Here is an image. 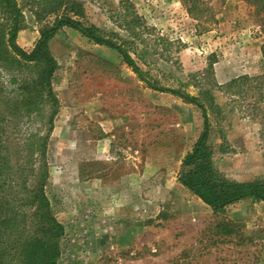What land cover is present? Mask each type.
<instances>
[{"label":"rangeland","instance_id":"obj_1","mask_svg":"<svg viewBox=\"0 0 264 264\" xmlns=\"http://www.w3.org/2000/svg\"><path fill=\"white\" fill-rule=\"evenodd\" d=\"M17 1L20 48L31 52L64 13L96 26L125 44L149 81L206 105L220 173L264 177V0ZM49 49L59 113L46 191L65 227L58 264H264V202L214 213L178 180L203 111L151 89L117 50L73 28ZM8 68L0 78L14 89L20 71Z\"/></svg>","mask_w":264,"mask_h":264},{"label":"trees","instance_id":"obj_2","mask_svg":"<svg viewBox=\"0 0 264 264\" xmlns=\"http://www.w3.org/2000/svg\"><path fill=\"white\" fill-rule=\"evenodd\" d=\"M0 7L6 21L0 29V70L10 72L8 66L15 64L20 71V78L11 77L14 89L0 78V264H58L61 256L65 227L53 213L46 187L50 178L48 147L59 113L53 89L58 63L49 42L64 27L77 30L95 44L117 50L151 89L170 92L203 111L204 130L182 160L178 176L185 188L214 213H223L244 200L264 202V177L238 182L217 169L215 149L209 143L208 108L198 97L152 83L124 43L110 39L96 26H88L69 13L58 16L53 26L41 32L34 49L26 52L16 42L24 28L18 1L0 0ZM75 10L74 15L83 16L82 8ZM245 79L249 78L234 79L230 85Z\"/></svg>","mask_w":264,"mask_h":264}]
</instances>
